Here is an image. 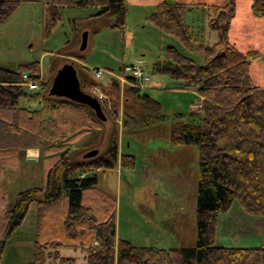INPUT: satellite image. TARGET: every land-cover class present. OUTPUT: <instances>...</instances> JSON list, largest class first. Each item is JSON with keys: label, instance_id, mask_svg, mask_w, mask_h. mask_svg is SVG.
I'll use <instances>...</instances> for the list:
<instances>
[{"label": "trees", "instance_id": "1", "mask_svg": "<svg viewBox=\"0 0 264 264\" xmlns=\"http://www.w3.org/2000/svg\"><path fill=\"white\" fill-rule=\"evenodd\" d=\"M25 1L29 0H0V22ZM41 1L46 33L56 24L58 9L63 7H93L88 17H107L111 29L121 31L124 26L125 0ZM186 6L182 1H160L149 19L185 47L197 49L202 59L195 65L189 57L167 47L165 59L152 65L153 71L179 80L176 89L190 90L201 97L196 122L182 121L179 113L170 122L172 142L194 144L198 151L194 240L168 249L114 240V199L96 187V177L89 171L114 165L116 130L110 133L104 156L74 160L76 146L70 149L72 143L86 130L101 129L103 121L86 105L22 88V74L30 80L38 78V63L32 62L19 64L14 70L0 67V176L5 167L16 164L20 147L37 146L42 154L43 182L18 191L11 207L5 206L0 186V252L29 206L34 205L28 264H43L44 250L51 246L76 245L85 246L84 264H264V247L214 244L216 217L226 212L233 200L246 214L264 215V89L253 85L248 75V65L257 52H241L227 40L234 0L213 8L208 27L216 32L217 40L206 46L187 33L182 20ZM250 7L255 17L264 16V0H252ZM123 65L118 72L122 73ZM96 79H84L86 87H99L107 98L99 102L102 113L117 116L118 82L110 78L102 88ZM125 91L123 100L129 102L122 104V128L130 126L125 135H164L166 117L159 103L139 88L125 86ZM20 98H38L40 106H19ZM96 144L97 140L88 148ZM119 160L121 166L133 165L130 154H121ZM53 258L59 264H73L70 257Z\"/></svg>", "mask_w": 264, "mask_h": 264}, {"label": "rangeland", "instance_id": "2", "mask_svg": "<svg viewBox=\"0 0 264 264\" xmlns=\"http://www.w3.org/2000/svg\"><path fill=\"white\" fill-rule=\"evenodd\" d=\"M160 1L163 0H125L121 31L109 28L105 16L88 17L94 12L93 7L59 8V18L47 33L43 28L42 1L21 2L6 20L0 22V67L14 70L19 64L37 62L39 70L36 80L39 86L31 92H40L41 96L48 95L54 71L65 63L75 66L79 87L87 93L95 86L87 88L84 79H94L96 70L101 72L96 81L102 88L110 78L118 82V115L113 117L104 112L103 127L99 129L101 133L97 135L98 128L86 130L70 149L76 146L74 160H82L83 154L94 148L97 150L96 157L104 156L110 133L116 130V141H120L118 148L122 153L132 155V167L120 165L117 151L116 161L111 168L89 171L96 177V187L114 199V240H127L134 246L168 249L178 247L182 242H192L195 235L198 151L194 144L176 145L172 142L170 121L179 112L183 121L196 122L194 114L197 107L192 109V119H189V104H196L197 95L175 89L181 82L168 74L153 71L152 65L157 60L165 59L167 47L189 57L195 65H200L202 59L197 49L185 47L176 37L164 33L150 21L149 16ZM166 1H182L187 5L182 12V20L191 39L205 46L217 40V34L208 27V21L215 12L213 8L224 5L226 0ZM251 2L234 0V19L229 36L230 39L245 36L244 43H250L259 50L264 47V18L254 20L247 16ZM84 32L85 47L80 50V39ZM244 43L240 47H245ZM135 60L141 61L148 78L139 90L155 99L166 117L162 136H143L141 139L124 137V132L130 126H126L125 130L122 128V104L129 102V99L125 102L123 97L127 95L125 86L131 85L126 77H123L125 82L117 75L121 65ZM83 67L87 70L83 71ZM20 85L26 89L22 81ZM18 105L38 108L40 100L20 98ZM119 135L123 136L118 139ZM96 140V146L88 148ZM30 148L38 150L35 161L24 160L27 164L16 162L14 166L5 167L1 173L0 185L6 197V207H11L18 191L41 184L39 159L42 154L37 146ZM231 204L234 217L244 214L236 201ZM34 227L35 206L30 205L20 225L5 241L0 252V264H28L32 256ZM246 229L228 231L216 227L214 241L224 246H236L251 240L246 235L252 236V240L262 235L256 229L246 233ZM85 254V246L81 245L72 248L51 246L44 250L43 264H59L53 256L70 257L73 264H84Z\"/></svg>", "mask_w": 264, "mask_h": 264}, {"label": "crops", "instance_id": "3", "mask_svg": "<svg viewBox=\"0 0 264 264\" xmlns=\"http://www.w3.org/2000/svg\"><path fill=\"white\" fill-rule=\"evenodd\" d=\"M247 16H249L250 18H252L254 20L264 18V16L255 17L254 15H252L251 11L248 12ZM233 19H234V13H233V16L229 22V26H228V30H227V40L229 43L233 44L241 52H248V51H256L257 52V56L255 58L251 59L249 65H248V75H249L253 85H255L256 87H258L260 89H264V47H261L258 50L255 47H253L250 43H244V40L246 38L245 36L243 38L230 39V36H229L230 26L232 25L231 23H232ZM246 35L248 36V34H246ZM254 39H256V38H254ZM242 43H244L245 47H240V45ZM260 76H263V77L260 78ZM178 90L182 91V92H186V91H188L190 93L192 92L190 90H184V89H178ZM196 95H197L196 104H192V103L189 104V109H190L189 119H192V114H191L192 109L193 108L195 109V107H197V110H195V114H194V118H196V121H197V117L200 115L199 104L201 101V97L198 94H196ZM175 114H177V113H175ZM179 114H180V119L182 120L183 116L181 113H179ZM171 121H172V118H171ZM184 122H187V120ZM121 136H123V135H119L118 139H120ZM127 136H129V135H125L124 137L126 138ZM133 137L137 138L135 136H133ZM115 141H116V138H115ZM119 142L120 141H118V140L116 141V150L119 152L118 155H121L124 153H122V150H120V147L118 148ZM18 150H19L18 151L19 153H18V157H17V164H19L20 161L23 164H27L26 162H24V160L30 161V159H31V161H32V159H33V161H35L34 159L37 158L38 150L35 148H30V146H25V147L23 146V147H20ZM28 163H30V162H28ZM39 166H40V171H41L39 179H40V183L42 184L43 174H42L41 165L39 164ZM9 171H12V170H9ZM0 178H1V176H0ZM233 201H235V200H233ZM231 206H232V204L230 205L229 209L226 212H223V213L217 215L216 221H215V228L217 227V229H223V230L227 229L228 231H231V230L232 231L233 230L234 231H241L242 229L247 228L246 233L250 232V229H252V230L256 229V232L258 231V233H259L261 231L262 235H260V236L257 235L256 236L257 240H252L253 239L252 236L246 235L247 237H249V239L251 238V240H247L242 245L224 246V245L219 244L216 240L214 241V244L218 245V246H223V247H264V216H252V215H248V214L244 213V214H241L240 216L234 217V215L231 213V210H232ZM239 209L241 210V207ZM35 210H36V207H35ZM214 235H215V229H214Z\"/></svg>", "mask_w": 264, "mask_h": 264}, {"label": "water", "instance_id": "4", "mask_svg": "<svg viewBox=\"0 0 264 264\" xmlns=\"http://www.w3.org/2000/svg\"><path fill=\"white\" fill-rule=\"evenodd\" d=\"M85 35V32L81 35L79 44L80 50L85 47ZM47 93L50 96L63 97L76 103L86 105L93 111L94 115L99 120L103 121L105 119L97 99L90 93L80 89L76 70L73 65L69 63L60 65L54 71ZM96 153L97 150L95 148L90 149L83 154V157H91Z\"/></svg>", "mask_w": 264, "mask_h": 264}, {"label": "built area", "instance_id": "5", "mask_svg": "<svg viewBox=\"0 0 264 264\" xmlns=\"http://www.w3.org/2000/svg\"><path fill=\"white\" fill-rule=\"evenodd\" d=\"M119 73V72H118ZM121 73V72H120ZM117 75L118 78H122V80L126 79L123 77H130L133 78V82H129V84L133 87L140 88V85L144 82L147 81V75L144 72V66L141 63L140 60H135L133 62H130L128 64H124L122 66V73ZM101 76L100 70L95 71V78H99ZM22 82H23V87H25L27 90L33 91L38 89V81L35 80H30L27 78L26 74H22ZM92 96H94L98 102L106 100V96L103 95L100 90L97 87H94L90 92Z\"/></svg>", "mask_w": 264, "mask_h": 264}]
</instances>
